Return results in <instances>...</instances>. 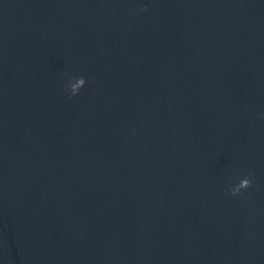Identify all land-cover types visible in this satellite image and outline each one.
Listing matches in <instances>:
<instances>
[{"label":"water","instance_id":"95a60500","mask_svg":"<svg viewBox=\"0 0 264 264\" xmlns=\"http://www.w3.org/2000/svg\"><path fill=\"white\" fill-rule=\"evenodd\" d=\"M262 113L264 0H0V264H264Z\"/></svg>","mask_w":264,"mask_h":264},{"label":"clouds","instance_id":"9594fccd","mask_svg":"<svg viewBox=\"0 0 264 264\" xmlns=\"http://www.w3.org/2000/svg\"><path fill=\"white\" fill-rule=\"evenodd\" d=\"M142 10H147V5H145ZM85 82H86L85 78L83 76H80V78L77 80L75 84L69 83V87H70L69 95H76L79 92V90L85 85ZM261 115L264 116V113H262ZM251 184H252L251 172H249L248 175L240 179L238 184L232 185L230 187V191L233 195H237L241 193L242 189L250 187Z\"/></svg>","mask_w":264,"mask_h":264}]
</instances>
